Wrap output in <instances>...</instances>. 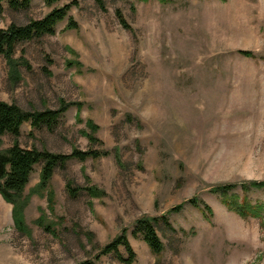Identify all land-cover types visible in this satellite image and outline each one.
I'll return each mask as SVG.
<instances>
[{
  "label": "rangeland",
  "instance_id": "1",
  "mask_svg": "<svg viewBox=\"0 0 264 264\" xmlns=\"http://www.w3.org/2000/svg\"><path fill=\"white\" fill-rule=\"evenodd\" d=\"M72 1L53 35L16 46L18 81L0 56V101L25 111L70 105L52 130L23 124L22 148L107 156L69 160L31 195L36 165L20 229L0 198V264H76L122 230L133 264H264V191L250 187L264 181V0H32L27 11L3 2L0 28ZM226 185L261 215L228 210L212 192ZM153 217H162L159 257L131 236L136 220ZM98 264L121 263L108 255Z\"/></svg>",
  "mask_w": 264,
  "mask_h": 264
},
{
  "label": "trees",
  "instance_id": "2",
  "mask_svg": "<svg viewBox=\"0 0 264 264\" xmlns=\"http://www.w3.org/2000/svg\"><path fill=\"white\" fill-rule=\"evenodd\" d=\"M60 0H44L47 7ZM96 4L103 8L101 0H94ZM146 1V0H138ZM224 1V0H221ZM6 2L12 11H27L32 0H0V16L3 13L2 3ZM76 3L74 1L59 8H52L47 14L40 19H29L24 24L11 22L5 29L0 28V56L5 60L10 69V76L18 81L17 67L18 61L14 59L16 46L20 43H26L45 35H53L55 27L68 17L69 10ZM119 21L124 28H127L125 21L120 16ZM71 22L67 28H72ZM245 56H253L250 52L240 51ZM70 105L60 107L56 110L42 111H25L14 103H6L0 101V197L4 202L11 205V217L17 229L23 227V212L28 203V195H25V189L29 183L30 175L34 167L41 164L39 182L30 194L37 193L41 195L49 185L56 168H64L69 160L85 162L88 159L97 160L100 157L107 156V151L103 149L91 148L86 151L73 149L70 154H54L47 150H38L35 147L22 148L18 142L21 134V127L28 123L32 130L41 129L52 130L59 117L65 113ZM96 128L92 127L91 134L88 136L90 145H95L98 140L95 137ZM9 136L12 144L6 149L2 148V138ZM250 187L264 191L263 182H252ZM68 193L72 197H77L79 191L72 187L71 183L66 184ZM233 185L217 187L212 192L221 196L222 203L225 207L236 213L241 218L259 217L263 207L261 204L252 203L246 197L239 199L234 194L229 195L228 191L234 189ZM245 185H242V193L247 192ZM196 208H200L204 213H208L209 207L205 204L197 203L194 199L188 201ZM201 206V207H200ZM181 207H176L179 209ZM162 217L140 218L135 221L131 236L133 238H141L147 245L150 252L159 257L164 252V244L157 234V227ZM126 230H122L118 236L113 238L104 246L98 247L97 254L94 258H87L76 264H98L102 256L112 255L121 264H133L135 261V253L133 252L127 239ZM120 248L124 250L126 256L120 252Z\"/></svg>",
  "mask_w": 264,
  "mask_h": 264
},
{
  "label": "crops",
  "instance_id": "3",
  "mask_svg": "<svg viewBox=\"0 0 264 264\" xmlns=\"http://www.w3.org/2000/svg\"><path fill=\"white\" fill-rule=\"evenodd\" d=\"M1 198V197H0ZM1 200H2V198H1ZM3 201V200H2ZM10 205V204H9Z\"/></svg>",
  "mask_w": 264,
  "mask_h": 264
}]
</instances>
